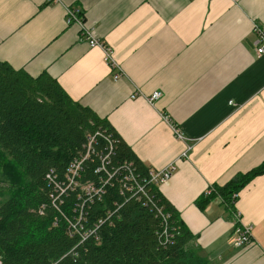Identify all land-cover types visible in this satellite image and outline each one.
<instances>
[{
  "label": "crops",
  "instance_id": "1",
  "mask_svg": "<svg viewBox=\"0 0 264 264\" xmlns=\"http://www.w3.org/2000/svg\"><path fill=\"white\" fill-rule=\"evenodd\" d=\"M68 7L117 69L101 46L79 40ZM254 25L264 28V0H0V62L47 73L148 169L172 166L158 190L191 233L194 256L264 264V171L232 206L217 191L264 162V52H256ZM209 187L214 196L205 195ZM203 195L210 199L200 208ZM239 226L251 242L235 247Z\"/></svg>",
  "mask_w": 264,
  "mask_h": 264
},
{
  "label": "trees",
  "instance_id": "2",
  "mask_svg": "<svg viewBox=\"0 0 264 264\" xmlns=\"http://www.w3.org/2000/svg\"><path fill=\"white\" fill-rule=\"evenodd\" d=\"M86 152L72 177V164ZM149 171L107 120L47 73L30 76L0 62L2 264H205L190 250L192 235L175 208L148 182ZM262 171L264 162L217 191L232 206L234 194ZM18 177V188L3 186Z\"/></svg>",
  "mask_w": 264,
  "mask_h": 264
},
{
  "label": "built area",
  "instance_id": "3",
  "mask_svg": "<svg viewBox=\"0 0 264 264\" xmlns=\"http://www.w3.org/2000/svg\"><path fill=\"white\" fill-rule=\"evenodd\" d=\"M66 12H67V14H66L67 23L76 24L80 30L79 40L87 42V44H89V46H101L103 48V51H104L105 61L110 64L112 69H117V65L115 64V62L111 58L110 49L104 43H102L99 39L94 37L92 31L83 22V18H81L79 16V14L81 12H79L78 9H75L73 7L67 8ZM253 31L256 35L255 49H256V52L258 54H260V53L264 52V28L260 27L258 25H254ZM118 76H119V73H115L113 75V79H116ZM159 96H160V92L155 91L151 95H149L148 100L150 102H154L155 100H157L159 98ZM165 119H166V117H165ZM171 128H172L173 133H174L176 138L183 139L182 134L178 131V129L174 125L171 124ZM92 142H93V139L90 138L89 146L91 148H92V145H91ZM111 146H112V143L109 142V148L110 149H111ZM88 156H89V152H86L85 155L83 156V158L78 163L72 164V166L69 170V172L72 173V177L76 176L77 170L80 167L81 161ZM106 158H107V156H106ZM102 168L104 169L103 165H102ZM171 171H172V166H169L167 168H164L163 170H158V171L150 170L148 182H150V183L153 182L154 184L159 185L160 183L165 182L170 177ZM124 180H125L124 187L128 190L132 189V186H133L132 182H134V184H135V178H134V175L131 172V170H128L127 175L124 177ZM129 182H131V184H129ZM105 183H106V181L104 180L101 184V187L98 189V192L101 191L102 186ZM126 183H128V185H126ZM136 185L138 186L137 188H139V190L143 192L142 186L140 187L138 184H136ZM205 192H206L205 195L216 194V192H214V189L212 187L207 188V190ZM250 242H251V235L249 233L248 227L239 226V227H236L234 229L233 235H232V244L235 247H241V246L246 245ZM0 264H2L1 261H0Z\"/></svg>",
  "mask_w": 264,
  "mask_h": 264
},
{
  "label": "rangeland",
  "instance_id": "4",
  "mask_svg": "<svg viewBox=\"0 0 264 264\" xmlns=\"http://www.w3.org/2000/svg\"><path fill=\"white\" fill-rule=\"evenodd\" d=\"M69 8V7H68ZM67 10V9H66ZM66 10H65V12H66ZM66 14H67V12H66ZM65 17H66V15H65ZM68 24V23H67ZM76 25V24H75ZM77 26V25H76ZM78 27V26H77ZM79 29V28H78ZM79 33H80V30H79ZM95 37V36H94ZM98 39V38H97ZM89 45V44H88ZM149 101V100H148ZM150 102V101H149ZM18 180H20V182L22 181L21 180V178L20 177H18L17 179H15L12 183H9V182H4V184H3V186H10V184H11V187L12 186H15V188H18V185H19V183H18ZM161 184V183H160Z\"/></svg>",
  "mask_w": 264,
  "mask_h": 264
},
{
  "label": "bare ground",
  "instance_id": "5",
  "mask_svg": "<svg viewBox=\"0 0 264 264\" xmlns=\"http://www.w3.org/2000/svg\"><path fill=\"white\" fill-rule=\"evenodd\" d=\"M222 201V200H221Z\"/></svg>",
  "mask_w": 264,
  "mask_h": 264
}]
</instances>
